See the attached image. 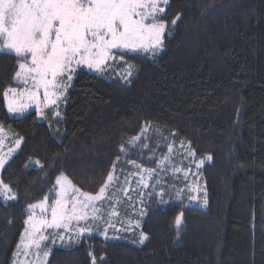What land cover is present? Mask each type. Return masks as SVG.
I'll return each mask as SVG.
<instances>
[{"label":"trees","instance_id":"1","mask_svg":"<svg viewBox=\"0 0 264 264\" xmlns=\"http://www.w3.org/2000/svg\"><path fill=\"white\" fill-rule=\"evenodd\" d=\"M161 20L160 51L123 53L112 74L77 71L65 101L41 119L8 115L3 93L18 60L0 54V127L21 141L0 176L15 196L0 200V264H11L27 206L53 197L57 175L95 195L110 172L147 162L149 151L182 170L212 159L187 180L164 168L165 182L130 198L116 186L119 201L106 198L105 209L115 208L122 228L55 246L46 264H264V0H169ZM138 136L141 160L129 143ZM181 147L194 150L192 161ZM197 176L207 204L203 191L191 206L182 190ZM107 216L93 229L102 232Z\"/></svg>","mask_w":264,"mask_h":264},{"label":"snow or ice","instance_id":"2","mask_svg":"<svg viewBox=\"0 0 264 264\" xmlns=\"http://www.w3.org/2000/svg\"><path fill=\"white\" fill-rule=\"evenodd\" d=\"M161 3L167 5L168 0H0V54H14L17 57L18 70L14 74V81L25 86L23 90L12 87L5 89L3 96L8 111L21 112L28 108L32 101H37L39 111L41 90L47 105L56 106L69 86L65 81L72 80L76 67L84 66L102 72L109 67V61L116 59L115 53L120 50L151 51L154 55L163 46L166 30V23L161 20V14L165 11V8L160 6ZM179 18L177 16L171 23L175 25ZM120 59H123V53ZM134 67L127 65L125 80L132 75ZM25 98L29 103H25ZM55 115L58 116L59 113ZM140 139L139 136L132 138L130 146L136 147ZM19 143L20 140H17V144ZM144 147L147 148V145ZM124 150L122 146L121 151ZM171 151L169 146V152ZM189 155L195 156L194 150L190 151ZM206 159L211 160L212 156L209 154ZM130 162L141 173H146L147 177L156 173V169L143 168L135 161ZM5 163L0 157V169ZM36 163L39 164V161ZM199 166L200 164H197L198 168ZM185 175L187 176V172ZM113 180L114 176L110 172L99 192L91 195L72 186L71 181L61 173L56 178L59 191L51 204H48L51 197L45 196L43 200L27 206L29 215L24 221L26 235L21 238L23 247L41 249L42 242L50 237L63 241L65 234H68L67 238L73 240L75 237L72 230L76 236L93 231L92 223L103 219L97 215L99 210L93 202L103 199ZM144 180L145 176L142 175L141 182ZM144 187H148V184L144 183ZM189 191L198 193L204 190L192 185ZM10 192L9 185L0 180V196L15 199L14 195L8 196ZM164 194L163 189L157 193L161 202ZM180 194L177 193L178 198ZM206 196L204 191L205 205ZM188 198L194 201L197 196L190 195ZM90 208L91 217L88 212ZM36 209L40 211L39 217L36 216ZM143 214L141 210V215ZM182 219V212L175 216L174 224L177 229L180 228ZM81 221L85 222L83 227L79 226ZM73 222L76 225L74 228ZM136 226L139 227V221ZM108 227L114 225L109 222ZM108 227L100 232L106 238ZM48 229L53 231L46 235ZM59 229L63 231H56ZM147 239V234L140 232L139 243L143 244ZM25 240L27 243H24ZM17 247L19 249L21 245L18 244ZM48 255V251H43L44 257ZM36 256L39 260L40 253L37 252Z\"/></svg>","mask_w":264,"mask_h":264},{"label":"rangeland","instance_id":"3","mask_svg":"<svg viewBox=\"0 0 264 264\" xmlns=\"http://www.w3.org/2000/svg\"><path fill=\"white\" fill-rule=\"evenodd\" d=\"M160 6L166 8L167 5H164L163 3H161ZM163 15H164V13L161 14V18L163 17ZM162 22H164V21H162ZM166 29H167V24H166ZM160 50H161V48L158 49L156 51V53L158 51H160ZM138 52L143 53L144 51H138ZM120 53H136V52L120 50ZM148 53L152 54L151 51H149ZM115 56H116V59L114 61H109V67L105 68L104 71H102V72H97V71H94V70H90V69H88L87 67H84V66L76 67L75 72L73 73L72 80L70 82L65 81V83L68 84L69 86L66 88V91L64 92V94L61 97V99H59L57 101L56 106H58L61 102H64L65 101L66 96H67V92H68V90L72 86V82H73V79H74L77 71H79V70H85L87 72L95 73V74L111 73L113 71V69L116 68L115 65L118 62H122L123 63V61H124L123 59L122 60L120 59V56H118V54L115 53ZM17 70H18V67H17ZM124 72H127V66L125 67ZM13 82L15 83V85L11 86L12 88H17L18 90H23L24 89L25 86H24L23 83H17V82H15L14 81V78H13ZM4 102H5V100H4ZM25 103H29V101L27 100V98H25ZM56 106L47 105V102L44 101V99H43V92H42V90H41L40 95H39V111L37 109V101H32V102H30V106L28 108H26L25 110H23L21 112H17V113H10L8 111V109H7V105H6V102H5V108L7 110L8 115L10 117H15V118L21 117L22 115H24L25 113H27L29 111H36L37 112V115H38V119H41V114L44 111L46 112V110H48L50 108H55ZM20 145H21V141H20L19 144H17V140L12 135H10L8 132H5L3 129L0 130V157H2L6 161V163L18 151ZM142 149H143L142 146H136L135 147V150L141 152V154L137 155V157H138L139 160H141V157H142V154H143V152L141 151ZM145 154H146L145 155V158L148 161L147 162L140 161L137 164L141 165L143 168H153V169H156V173H155L154 176L147 177L146 173H141L135 167L134 164L131 165V166H129V170L127 172H125V173H123L121 171L120 172H116V173L112 172V174L114 176V180L112 182H110L109 188L106 191L105 196L103 197L102 200H100V201H94L93 202L94 205H95V207L99 210L98 213H97L98 216H102L103 217L105 214L108 215L107 217L109 218V221L106 223V227H108V223L109 222H110L111 225H114L113 220H114V217L116 216V210L112 206L110 207L109 210H107V209H105V206H106V203H107L106 198H108V197H109L110 200H112V202L119 201V195H117L118 192L114 189L116 186L117 187L119 186L118 188H119L120 191H122L121 192L122 193V196H127L128 195V198H130L132 195H135V193L138 190H144V189L147 188V187H144V183H147L148 184V187H150L151 185H154V186L157 185L158 186L160 183L165 182V179L169 175L168 174H165L163 172L164 171V168H168L169 169L168 170L169 173L172 172L173 175L174 174H180L181 177L184 178V180H187L186 175H185V172H187V175H188V174H190L191 171H194L193 174L195 175L196 174V171H198L202 166H204L206 163L209 162V160H207L206 158H204L202 160H196L193 164H189L186 167L187 169H183L182 170V169H179L177 166H175L174 163H171V160L170 161H167V160L164 159L163 161H160L150 151L147 152V153H145ZM179 155L185 161H192L193 160L191 158L193 156L189 155V151H188L187 148L181 147V149H179ZM142 159H144V158H142ZM201 161H203V163H200ZM5 164H4V166H5ZM145 164H151L152 166H147ZM197 164H200L199 168L197 167ZM2 169H0V176H1ZM176 169H179V171H176ZM60 175L61 174L57 175L56 178L58 176H60ZM142 175L145 176L144 182H141V176ZM56 178L54 179L55 194L53 195L52 198H50L48 200V204H51L52 203V201L56 198V193L59 191V186L56 185ZM192 185H196L199 188L203 189L202 188V185H201V183L199 181V177L198 176L195 178L194 181H191L186 188H183V190H182V196L181 197H185L187 194H189V196H190V194L197 196V199L196 200H194V201L193 200H189V202H187L191 206L193 204L196 205L195 203L198 202L199 197L202 196V192H203V191L198 192V193H192V192H190L189 191V188ZM72 186H74V185L72 184ZM129 192H131V193L128 194ZM13 195L14 194L12 192L8 193V196H13ZM48 195L49 194H46V196H48ZM111 195H113L115 197L112 199ZM78 198L79 199H83V197H78ZM43 199H41V200H43ZM0 200H2V201L5 202V201H8V200H14V199H5L4 196H0ZM41 200H39V201H41ZM39 201H36L34 203H37ZM31 204H33V203H31ZM35 212H36V216L39 217L40 216L39 209H36ZM88 212H89V216L91 217V215H92L91 208L88 209ZM49 219H50V214H49ZM101 220L102 219H99V220L95 221L94 223H92V226L96 225L97 222L101 223L100 222ZM89 222L91 223V220ZM84 225H85V222L84 221H81L80 224H79L80 227H83ZM133 225H135V227H136V223H134ZM75 226H76L75 225V222H73V228ZM25 227H26V225L24 223V229H25ZM121 228H122V225L121 224H120V226H115L114 225V227H108L107 234H109V230L111 232L112 230L113 231H116V230H120ZM52 231H53L52 229H48L45 232V234L47 235V234L51 233ZM56 231H63V230L62 229H59V230H56ZM25 235L26 234H25V232L23 230V232L21 234V237H20V240H19V243H18L19 245H21V247L19 249H18V247H16V249H15V251L13 253V259H12L11 264H46L47 263V260H48V258L50 256V252H51L52 248H54L55 246H61V245L66 246V245H70L71 244V241H72V240H69L67 238V235L68 234H65L66 238L63 241H61L58 238L50 237L48 240L42 242L41 249H36L34 247H29L28 249H25L23 247V244H22V241H21V238L23 236H25ZM72 235L75 237V239H73V240H77V241L82 237V236H76L74 230H72ZM87 235H89V236L99 235L103 239L106 238L104 235H101L99 232H97L96 229H93V231H91L90 233H85L83 236H87ZM24 243H27V240H25ZM45 250L49 252V255L47 257H44L43 256V251H45ZM37 252L40 253L39 260L37 259V256H36V253Z\"/></svg>","mask_w":264,"mask_h":264}]
</instances>
